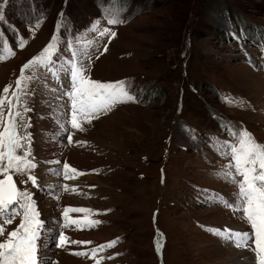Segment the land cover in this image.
Masks as SVG:
<instances>
[{"label": "rangeland", "instance_id": "obj_1", "mask_svg": "<svg viewBox=\"0 0 264 264\" xmlns=\"http://www.w3.org/2000/svg\"><path fill=\"white\" fill-rule=\"evenodd\" d=\"M108 12L119 13L123 23L109 26ZM0 15V46L7 43L16 52L0 61V93L9 84L15 87L21 66L40 53L61 22V58L70 56L67 42L75 37L76 48L92 57V79L129 81L139 100L117 105L85 125L73 139L86 144L70 146L56 117L69 112L67 97L58 109L59 91L52 89L60 86L44 69L36 71L24 99L32 109L26 119L40 162L39 182L51 177L43 169L53 159L85 172L74 180L75 193L58 187L62 176L40 188L14 176L19 188L34 193L42 214L46 209L43 217L54 219L52 224L45 220L47 245L40 259L48 254L47 260L58 264H91L72 253L118 240L98 255L104 258L101 264H228L239 248L230 249L208 229H251L241 213L208 196L234 202L238 193L235 183L217 175L229 159L215 150V142L232 139L223 128L229 125L246 129L264 145V0H0ZM97 20L116 36L90 31ZM21 38L27 41L22 50L17 47ZM57 130L60 137L53 135ZM183 132L191 141L185 142ZM72 182L69 188H75ZM64 204L101 213L92 218L102 223L82 231L61 229ZM18 223L19 218L7 230ZM57 227L92 243L55 253Z\"/></svg>", "mask_w": 264, "mask_h": 264}, {"label": "snow or ice", "instance_id": "obj_2", "mask_svg": "<svg viewBox=\"0 0 264 264\" xmlns=\"http://www.w3.org/2000/svg\"><path fill=\"white\" fill-rule=\"evenodd\" d=\"M61 12L60 16L63 17ZM109 26L123 23L119 13H105ZM2 19V15H0ZM61 22L57 23L56 33L40 53L23 64L15 80V87L11 84L4 87L0 93V264H58L51 259L41 260L39 253L42 235L48 231L45 221L41 218V211L34 199V193L27 188L21 189L14 176H24L20 183L40 188L36 169L40 162L33 152L30 118L26 113L32 111L24 99L29 95L28 87L36 78V71L44 69L60 86L52 91H59L57 97L58 109L63 105L60 101L67 97L69 112H61L57 117L58 130L66 134L68 145L82 146L85 141H74L76 132L85 131V125H91L102 115H107L117 105L124 103H138L137 96L130 91L129 81L102 82L92 79L89 75L92 57L88 52L76 48L74 41L67 42L70 56L61 58L60 35ZM90 31L96 32L99 37L114 38L116 33L111 27L100 28L97 20L90 26ZM233 38L239 39L235 33ZM78 43V42H77ZM27 41L21 38L17 47L22 50ZM90 46V45H88ZM105 51L107 47L105 46ZM16 52L7 43L0 46V61L13 58ZM102 54V53H101ZM99 58L98 56L96 57ZM87 61V63H85ZM31 73L29 75L28 73ZM67 78L68 84L64 83ZM235 103V101H229ZM231 140L215 142V150L229 163L217 173L220 178L235 183L238 187L237 199L234 202L209 193L210 199L222 203L233 212L241 213L244 220L250 225L251 231H239L227 227L208 229L214 235L220 236L234 244V246L249 250L253 253V264H264V145L256 142L253 135L246 129H236L223 125ZM55 135V133H54ZM49 165H61L59 159L46 161ZM94 172L96 170H93ZM49 174L63 177L65 181L73 180L85 175L71 166L67 161L62 167L50 168ZM64 192H77L76 188H69L67 183L58 186ZM55 199L59 195L53 186H47ZM207 193V190H205ZM82 214L73 216L72 214ZM101 213L93 212L85 207H64L61 213L59 227L61 229L85 230L101 224L93 216ZM19 218L18 225L11 231L7 226L12 225ZM92 241L72 239L61 230L56 237V247L66 249L71 245H89ZM118 240L101 244L97 247L75 251L72 254L86 257L101 264L98 255L105 250L115 247ZM161 245L157 242V251ZM114 257H108L112 259Z\"/></svg>", "mask_w": 264, "mask_h": 264}, {"label": "bare ground", "instance_id": "obj_3", "mask_svg": "<svg viewBox=\"0 0 264 264\" xmlns=\"http://www.w3.org/2000/svg\"><path fill=\"white\" fill-rule=\"evenodd\" d=\"M219 14V13H218ZM219 23L221 24V25H223L224 26V24H225V20H223L222 19V16L220 17V14H219ZM60 116V115H59ZM56 117H58V116H56ZM46 126H48V127H52L53 128V126L50 124V122H48V120H46ZM55 123V122H54ZM51 130V129H50ZM52 132V131H51ZM185 132H187V131H185ZM185 132H183L182 133V138H184L186 141L185 142H189V141H191V135H188V134H185ZM62 133V132H61ZM54 135V134H53ZM52 135V136H53ZM56 136H59L60 137V133H58V130H57V134H55ZM65 137H66V134L64 135ZM63 138V137H62ZM50 143H52V145H53V149L52 150H54V148L56 147V151H57V149H58V143H56V142H50ZM49 143V144H50ZM60 145V144H59ZM55 146V147H54ZM62 146V145H61ZM61 148H63V147H61ZM61 161V165H44V169H43V171H47V170H49L50 168H56V167H59V166H62V163H63V161L62 160H60ZM46 166H49V168L47 167L46 168ZM43 167V166H42ZM79 170V169H78ZM36 171V170H35ZM84 172V171H83ZM85 173V172H84ZM47 176V175H46ZM46 176H44V178L46 177ZM51 177H46L47 178V182H43L44 184L45 183H50V182H52L53 180H55V181H58V179H56V178H53V176L54 175H50ZM86 177V176H85ZM53 179V180H52ZM75 179H73V180H68V181H63V183L62 182H59V185L61 184V185H63L64 183H67V184H69V183H71L72 181V184H74L75 185V188L77 189V185L75 184V181H74ZM43 183H40V184H43ZM56 186H58V185H56ZM55 186V187H56ZM70 186H71V184H70ZM69 192H71V191H69ZM50 202V201H49ZM67 206H70V205H68V204H64L63 205V207L62 208H64V207H67ZM72 207V206H71ZM45 212H44V214H42V212H41V217H43V216H48V214L46 213V209L44 210ZM82 214H76V213H74V215L73 216H81ZM44 218V217H43ZM47 219H48V221L46 220V217L44 218V221L46 220L48 223H50V224H52V222L54 221V219L51 217V216H49V217H47ZM229 229H233V230H239V231H244V230H240V229H243V228H237V226H232V227H230ZM44 240H45V238H42L41 239V247H40V253H42V244L44 243ZM228 242V244H227V246H229V247H231L230 249H232V250H234L235 248H233L231 245H234L233 243H231V242H229V241H227ZM229 243H230V245H229ZM72 248V247H71ZM238 248V247H237ZM52 250L55 252V253H59L60 251H61V248H58V249H55V248H53L52 247ZM239 250H240V252H237V255L235 256V257H233L232 259H230L229 260V262H228V264H253V253L251 252V251H249V250H246V249H242V248H239ZM235 251V250H234ZM39 253V254H40ZM251 257H249V256ZM47 256H48V254H43L42 255V259L41 260H47ZM63 257V256H62ZM63 259V258H62ZM56 262H57V260H55ZM68 261V260H67ZM68 263V262H67ZM60 264H66V262H64L63 260H62V262H60Z\"/></svg>", "mask_w": 264, "mask_h": 264}]
</instances>
